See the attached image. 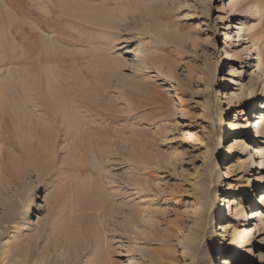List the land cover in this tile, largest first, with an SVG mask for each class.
<instances>
[{"label": "rangeland", "instance_id": "rangeland-1", "mask_svg": "<svg viewBox=\"0 0 264 264\" xmlns=\"http://www.w3.org/2000/svg\"><path fill=\"white\" fill-rule=\"evenodd\" d=\"M229 2L0 0V264H264V169L228 150L264 0Z\"/></svg>", "mask_w": 264, "mask_h": 264}, {"label": "bare ground", "instance_id": "bare-ground-1", "mask_svg": "<svg viewBox=\"0 0 264 264\" xmlns=\"http://www.w3.org/2000/svg\"><path fill=\"white\" fill-rule=\"evenodd\" d=\"M232 6H235L236 4V0H230V2ZM229 5V4H228ZM239 26V27H238ZM238 26L237 28L240 29L241 31H244L245 28L244 26H242V23L239 22L238 23ZM228 33H225V35L227 36ZM227 38V37H226ZM258 52L256 53L255 56L251 58H248L250 60H253V59H257V65H258V69L260 70L261 74H264V59L261 58V55L259 53V50H257ZM225 53L227 54L226 57H229V59H233L234 58V55L231 54L229 52V50H227V48L225 49ZM230 72L232 74L234 73H237L236 70L234 69H231ZM67 81V80H66ZM228 81V80H227ZM230 82V80H229ZM137 84V83H136ZM256 93H251L249 91V95H248V102H250V107L252 106L251 110L252 112L254 113V115H251V110H244L242 111V116L243 118L241 119L242 121H238V120H234L232 122H229V126L231 127L230 129L232 130L231 132L228 133V136L230 135H236L235 137H233L231 139V144L229 145L228 147V150L229 152H233L235 151V147L236 148H240L241 149V153L245 152L244 154L247 155L249 154V157L245 158L242 162L240 163H243L241 164L239 167L242 168L243 171L245 172H248L247 169H245V166L244 164H246L247 162H249L251 164V167H254V168H258V169H264V100L260 103H256V105H251V102L253 101V99L256 97L255 96ZM232 95L234 97H243V94L238 92V93H232ZM74 97L78 98L79 97V94L77 95H74ZM84 97V96H83ZM28 98V97H27ZM29 99V98H28ZM81 99V98H80ZM13 102V100H11ZM22 101V100H21ZM27 102V101H26ZM25 102V103H26ZM30 102V100L28 101V103ZM81 102V101H80ZM78 102V103H80ZM84 102V101H83ZM15 103V102H14ZM19 103V102H18ZM6 104V103H5ZM4 104V105H5ZM9 104V103H8ZM27 104V103H26ZM40 104V103H39ZM30 105V104H29ZM32 105V104H31ZM82 105V104H81ZM84 105V103H83ZM6 106V105H5ZM54 106V105H53ZM52 106V107H53ZM10 107V106H9ZM84 107V106H82ZM81 107V108H82ZM80 108V107H79ZM87 108V107H86ZM13 111V109H11ZM80 110V109H79ZM10 113V109L7 108L4 110H1L0 111V131L2 132L3 130V124L5 123V119L7 118L5 115H7L8 113ZM7 113V114H6ZM83 113V112H82ZM251 116H253V120L249 121V119L251 118ZM235 118H237V114H235ZM81 121V120H80ZM249 121V122H247ZM13 124V123H12ZM252 126L251 131L250 133H252L250 136H247L246 135V132L249 128V125ZM255 129V131L253 130ZM224 133H222L219 137V140H218V143H220V141L222 140V138L224 137ZM227 136V137H228ZM263 138V139H262ZM10 139V138H9ZM247 139H249L250 141L247 142ZM4 141V140H3ZM11 140L7 141V144H11L14 146V144H12L10 142ZM13 141V140H12ZM256 143V144H255ZM255 144V146H251ZM18 145V144H17ZM254 149L253 151V154L250 155V151L248 152V149ZM14 150H16V152H18V155L20 156V159H23V156H22V153H20L18 151V149H16L15 147H13ZM5 156L1 155V158H2V161L5 157V160L7 161V164H6V168H8V173L10 174L11 172V169L10 168H13V164L11 165L12 163V159H14L15 157H11L13 156L11 153L7 154V151L4 152ZM255 158H258L259 159V162H258V165L256 164L255 166V162H253V160H255ZM226 168L228 169L225 173H224V176L226 177L228 172H229V169H230V166L228 164H226ZM257 182V183H256ZM255 185L252 184L251 182V186H262L264 185V180L263 178H257L256 181H255ZM256 190L254 187H253V191ZM234 198V197H233ZM233 198H224L225 201L227 202V207L229 209V205H232L235 203V199ZM264 207V191L260 192L256 197H255V201L254 203L251 205V208L252 210L249 212V215L247 217H245L244 214H242L245 219H243V221H248L249 222V225H250V221H253L255 222V225H257V221H260V222H264V219L261 218V215L263 213V208ZM237 208V207H236ZM222 209V205L220 202L217 203V207H216V210H217V214H216V217L217 219L221 218L223 216L224 213ZM231 209V208H230ZM240 212V211H239ZM264 215V214H263ZM246 223V222H245ZM221 226V229L223 228H226V226L224 224H219ZM242 229V228H241ZM245 230H241L239 231L237 229V234H241V233H245L244 232ZM247 232V231H246ZM250 231H248L249 233ZM235 234V233H234ZM236 234V235H237ZM235 235V236H236ZM224 243L222 242H219V246H222ZM219 253L222 254V250H221V247H219L218 251ZM31 260V258L28 259L27 263H30L29 261ZM22 263V261H21ZM23 264V263H22ZM217 264H229V260H227V258H224V257H220V261L217 263Z\"/></svg>", "mask_w": 264, "mask_h": 264}]
</instances>
